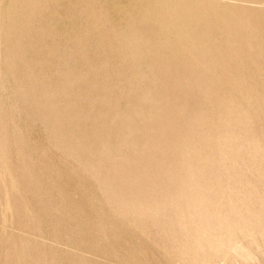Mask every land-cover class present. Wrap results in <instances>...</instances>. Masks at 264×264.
<instances>
[{
  "label": "rangeland",
  "instance_id": "rangeland-1",
  "mask_svg": "<svg viewBox=\"0 0 264 264\" xmlns=\"http://www.w3.org/2000/svg\"><path fill=\"white\" fill-rule=\"evenodd\" d=\"M0 264H264V0H0Z\"/></svg>",
  "mask_w": 264,
  "mask_h": 264
},
{
  "label": "bare ground",
  "instance_id": "bare-ground-1",
  "mask_svg": "<svg viewBox=\"0 0 264 264\" xmlns=\"http://www.w3.org/2000/svg\"><path fill=\"white\" fill-rule=\"evenodd\" d=\"M253 1H254V0H253ZM259 2H260V1H259ZM259 7H260V6H259ZM260 8H262V7H260ZM209 9H210V8H209ZM221 10H222V9H221ZM223 12H224V11H223ZM223 12H222V13H223ZM226 15H227V13H226ZM226 15H224V18L227 17ZM244 16H245V15H244ZM235 17H236V16H235ZM246 17H247V16H246ZM246 17H245V18H246ZM228 18H229V17H228ZM236 18H238V17H236ZM245 18H244V19H245ZM230 19H231V18H230ZM232 19H233V17H232ZM234 19H235V18H234ZM239 19H240V17H239ZM241 19H242V18H241ZM226 20H228V19H226ZM229 21H230V20H229ZM140 25H141V24H140ZM201 35H202V34H201ZM227 44H228V43H227ZM151 45H153V44H151ZM228 46H229V45H228ZM230 46H231V45H230ZM233 46H234V45H233ZM154 47H155V46H154ZM207 47H208V46H207ZM210 47L213 48V46H210ZM210 47H209V48H210ZM142 48H143V47H142ZM148 48H149V47H148ZM192 49H193V48H192ZM213 49H214V48H213ZM235 49H236V48H235ZM141 50H142V49H141ZM171 50H172V49H171ZM211 50H212V49H211ZM211 50H210V51H211ZM223 50H224V49H223ZM226 50H227V49H226ZM226 50H225V51H226ZM231 50H232V49H231ZM231 50H230V51H231ZM144 51H145V50H144ZM214 51H215V50H214ZM237 51H238V50H237ZM245 51H246V50H245ZM130 53H131V52H130ZM216 53H217V51H216ZM144 54H145V53H144ZM210 55H211V54H210ZM220 55H221V53H220ZM215 56H216V55H215ZM215 56H214V58H215ZM136 57H137V56H136ZM168 58H169V57H168ZM148 59H150V58H148ZM212 59H213V58H212ZM212 59H211V60H212ZM150 60H151V59H150ZM207 60H208V59H207ZM216 61H217V60H216ZM131 64H132V63H131ZM193 65H194V64H193ZM195 67H196V65H195ZM232 67H233V66H232ZM236 68H237V67H236ZM194 69H195V68H194ZM212 69H213V68H212ZM177 70H178V69H177ZM15 72H16V71H15ZM191 72H192V71H191ZM197 73H198V72H197ZM217 74H218V73H217ZM23 76H24V75H23ZM186 78H187V77H186ZM232 79H233V78H232ZM21 80H22V79H21ZM197 80H198V79H197ZM203 80H204V79H203ZM13 82H14V81H13ZM230 82H231V81H230ZM33 83H34V82H33ZM24 84H25V83H24ZM48 85H49V84H48ZM193 85H195V84H193ZM12 86H13V85H12ZM211 87H212V86H211ZM227 88H228V87H227ZM28 91H29V89H28ZM60 93H61V92H60ZM226 94H227V93H226ZM51 95H52V94H51ZM181 95H182V94H181ZM228 95H229V94H228ZM209 96H210V95H209ZM221 96H222V95H221ZM225 96H226V95H225ZM50 97H51V96H50ZM203 97H204V96H203ZM226 97H227V96H226ZM48 98H49V97H48ZM46 100H47V99H46ZM76 100H77V99H76ZM67 102H68V101H67ZM56 103H57V102H56ZM202 103H203V102H202ZM205 103H207V102H205ZM209 103H210V102H209ZM234 104H235V103H234ZM152 105H153V103H152ZM158 105H159V104H158ZM160 105H161V104H160ZM196 105H197V104H196ZM216 105H217V104H216ZM225 105H227V104H225ZM55 107H56V106H55ZM61 107H62V106H61ZM225 107H226V106H225ZM228 107H229V106H228ZM235 107H236V106H235ZM73 108H74V107H73ZM159 108H160V107H159ZM215 108H216V107H215ZM55 109H56V108H55ZM83 109H84V108H83ZM199 109H200V108H199ZM209 109H211V108H209ZM220 109H221V108H220ZM222 109H223V107H222ZM222 109H221V111H222ZM228 109H230V108H228ZM232 109H233V108H232ZM57 110H58V108H57ZM145 110H146V109H145ZM225 110H226V109H225ZM73 111H74V110H73ZM155 111H156V110H155ZM211 111H213V110H211ZM214 111H215V110H214ZM226 111H227V110H226ZM226 111L222 112V113H223L222 115L226 114ZM228 111H229V110H228ZM201 112H202V111H201ZM215 112H216V111H215ZM229 112H230V111H229ZM83 113H84V112H83ZM181 113H182V112H181ZM190 113H191V112H190ZM227 113H228V112H227ZM231 113H232V112H231ZM77 114H78V113H77ZM212 114H215V113L212 112ZM212 114H211V115H212ZM219 114H220L219 117L217 116L218 119L222 116L221 113H219ZM236 114H237V113H236ZM236 114H235V115H236ZM239 114H240V113H239ZM180 115H181V114H180ZM215 115H217V114H215ZM230 115H231V114H230ZM232 115H233V114H232ZM241 115H242V114H241ZM213 116H214V115H213ZM228 116H229V115H228ZM228 116H226V117L228 118ZM239 116H240V115H239ZM41 117H42V116H41ZM185 117H186V116H185ZM222 117H225V115L222 116ZM226 117H225V118H226ZM230 117H231V116H230ZM165 119H166V118H165ZM212 119H213V118H212ZM215 119H217V118H215ZM230 119H231V118H230ZM237 119H238V118H237ZM53 120H54V119H53ZM226 120H227V119H226ZM228 120H229V119H228ZM210 121L212 122V120H210ZM210 121H209V122H210ZM221 121H222V120H221ZM223 121H224V118H223ZM230 121H231V120H230ZM231 122H235L234 119H233V121H231ZM181 123H182V122H181ZM201 123H202V122H201ZM158 124H159V123H158ZM199 124H200V123H199ZM207 124H208V123H207ZM225 124H226V123H225ZM227 124H228V123H227ZM223 125H224V123H223ZM200 126H201V125H200ZM136 127L138 128V126H136ZM154 127H155V126H154ZM196 127H198V126L196 125ZM141 128H142V127H141ZM193 129H194V126H193ZM197 129H198V128H197ZM201 129H202V128H201ZM201 129H200V131H202ZM208 129H209V127H208ZM190 131H191V130H190ZM3 132H4V131H3ZM157 132H158V131H157ZM157 132H156V133H157ZM191 132H194V131L192 130ZM219 132H220V131H219ZM135 133H136V132H135ZM65 134H66V133H65ZM69 135H70V134H69ZM104 135H105V134H104ZM188 135H189V134H188ZM97 136H98V135H97ZM186 136H187V135H186ZM217 136H218V139H220V138H219L220 135H217ZM221 136H222V138H223V135H221ZM224 136H225V135H224ZM68 137H69V136H68ZM105 137H106V136H105ZM105 137H104V138H105ZM132 137H133V135H132ZM136 137H137V136H136ZM153 137H154V136H153ZM200 137H201V136H200ZM203 137H204V136H203ZM205 137H206V136H205ZM230 137H231V136H230ZM239 137H240V136H239ZM247 137H248V136H247ZM100 138H101V137H100ZM143 138H144V137H143ZM188 138H189V136H188ZM206 138H207V137H206ZM233 138H234V137H233ZM65 139H66V138H65ZM182 139H183V138H182ZM186 139H187V138H186ZM199 139H200V138H199ZM4 140H5V139H4ZM187 140H188V139H187ZM189 140H190V139H189ZM224 140H225V139H224ZM155 141H156V139H155ZM216 141H217V139H216ZM216 141H215V142H216ZM174 142H175V141H174ZM183 142H184V141H183ZM186 142H187V141H186ZM212 142H213V141H212ZM226 142H227V140H226ZM63 143H64V142H63ZM190 143H191V142H190ZM190 143H188V144H190ZM227 143H228V142H227ZM227 143H226V144H227ZM244 143H245V141H244ZM246 143H248V142H246ZM1 144H2V143H1ZM86 144H87V143H86ZM106 144H107V143H106ZM194 144H195V142H194ZM217 144H219V143H217ZM69 145H70V144H69ZM77 145H78V144H77ZM195 145H197V144H195ZM213 145H214V144H213ZM245 145H246V144H245ZM87 146H88V145H87ZM105 146H106V145H105ZM183 146H184V145H183ZM223 146H224V145H223ZM185 147H186V146H185ZM188 147H189V146H188ZM194 147H196V146H194ZM213 147H214V146H213ZM218 147H219V146H218ZM229 147H230V146H229ZM245 147H246V146H245ZM62 148H63V147H62ZM78 148H79V147H78ZM115 148H116V147H115ZM140 148H141V147H140ZM183 148H184V147H183ZM192 148H193V147H192ZM110 149H111V148H110ZM155 149H156V148H155ZM229 149H230V148H229ZM237 149H238V148H237ZM259 149H260V148H259ZM112 150H113V149H112ZM223 151H224V150H223ZM231 151H232V150H231ZM233 151H234V150H233ZM245 151H246V150H245ZM258 151H259V150H257V152H258ZM110 152H111V151H110ZM126 152H127V151H126ZM142 152H143V151H142ZM210 152H211V151H210ZM226 152H227V151H226ZM87 153H88V152H87ZM106 153H107V152H106ZM131 153H132V152H131ZM193 153H194V152H193ZM241 153H242V152H241ZM252 153H253V152H252ZM108 154H109V153H108ZM114 154H115V153H114ZM124 154H125V153H124ZM128 154H129V153H128ZM226 154H227V153H226ZM102 155H103V154H102ZM188 155H189V154H188ZM238 155H239V154H238ZM105 156H106V155H105ZM110 156H111V155H110ZM112 156H113V155H112ZM170 156H171V155H170ZM195 156H197V155H195ZM195 156H194V157H195ZM205 156H206V155H205ZM256 156H257V155H256ZM259 156H260V155H259ZM87 157H89V156H87ZM103 157H104V156H103ZM139 157H140V156H139ZM141 157H142V156H141ZM190 157H191V156H190ZM190 157H189V158H190ZM200 157H201V156H200ZM246 157H247V156H246ZM85 158H86V157H85ZM110 158H111V157H110ZM115 158H116V157H115ZM189 158H188V159H189ZM203 158H204V157H203ZM203 158H201V159H203ZM183 159H184V158H183ZM183 159H182V160H183ZM201 159H200V161H202ZM204 159H206V157H205ZM100 160H101V159H100ZM170 160H171V159H170ZM197 160H198V159H197ZM197 160H196V161H197ZM207 160H208V159H207ZM146 161H147V160H146ZM188 161H189V160H188ZM191 161H193V160L191 159V160L189 161V163H191ZM194 161H195V158H194ZM194 161H193V162H194ZM209 161H210V160H209ZM113 162H114V161H113ZM204 162H205V161H204ZM131 163H132V162H131ZM189 163H188V164H189ZM200 163H201V162H200ZM200 163H199V164H200ZM236 163H237V162H236ZM247 163H248V162H247ZM156 164H157V163H156ZM188 164L186 163V165H188ZM197 164H198V162H197ZM197 164H196V165H197ZM201 164H202V163H201ZM249 164H250V163H249ZM149 165H150V164H149ZM192 165H193V164H192ZM206 165H207V164H206ZM251 165H252V164H251ZM115 166H117V165H115ZM166 166H167V165H166ZM194 166H195V165H194ZM112 167H113V166H112ZM119 167H120V166H119ZM195 167H196V166H195ZM229 167H230V166H229ZM202 168H203V167H202ZM205 168H206V167H205ZM200 169H201V168H200ZM95 170H96V169H95ZM120 170H121V169H120ZM191 170H192V172H193V169H191ZM191 170H190V171H191ZM195 170H196V169H195ZM91 171H92V170H91ZM188 171H189V170H188ZM190 171H189V172H190ZM199 171H202V169L199 170ZM101 172H102V171H101ZM140 172H141V171H140ZM108 173H109V172H108ZM190 173H191V172H190ZM194 173H195V172H194ZM194 173H193V175H194ZM196 173H197V172H196ZM206 173H207V172H206ZM101 174H102V173H101ZM103 174H104V173H103ZM105 174H106V173H105ZM143 174H144V173H143ZM165 174H166V173H165ZM226 174H227V173H226ZM92 175H93V174H92ZM95 175H96V174H95ZM185 175L187 176V173H186V172H185ZM189 175H190V174H189ZM200 175H201V173H200ZM202 175L204 176L203 171H202ZM206 175H207V174H206ZM209 175H210V174H209ZM108 176H109V175H108ZM122 176H123V175H122ZM203 176H202V177H203ZM106 177H107V176H106ZM188 177H189V176H188ZM188 177H187V178H188ZM194 177H195V176H194ZM194 177H193V178H194ZM211 177H212V176H210V178H211ZM178 178H179V177H178ZM190 178H191V176H190ZM208 178H209V176H208ZM102 179H103V178H102ZM99 180H100V179H99ZM130 180H131V179H130ZM176 180H177V179H176ZM189 180H192V179H189ZM194 180H195V179H194ZM220 180H221V178H220ZM131 181H132V180H131ZM186 181H187V180H186ZM196 181H197V180H196ZM196 181H195V182H196ZM211 181H212V180H211ZM213 181H214V180H213ZM236 181H237V180H236ZM236 181H235V182H236ZM105 182H106V181H105ZM178 182H179V181H178ZM180 182H181V181H180ZM190 182H191V181H190ZM200 182H201V181H200ZM116 183H117V182H116ZM198 183H199V182H198ZM207 183H208V182H207ZM176 184H177V182H176ZM186 184H189V181H188V183H186ZM208 184H209V183H208ZM213 184H214V183H213ZM213 184H212V185H213ZM116 185H117V184H116ZM184 185H185V183H184ZM192 185H193V184H192ZM195 185H196V184H194V186H195ZM203 185H204V184H203ZM109 186H110V185H109ZM109 186H108V187H109ZM182 186H183V185H182ZM190 186H191V185H190ZM194 186H193V187H194ZM198 186H199V185H198ZM206 186H207V185H206ZM214 186H215V184H214ZM202 187H203V186H202ZM222 187H223V186H222ZM232 187H234V186H232ZM104 188H105V187H104ZM188 188H189V186H188ZM196 188H197V186H196ZM204 188H205V187H204ZM206 188H207V187H206ZM210 188H211V187H210ZM210 188H209V189H210ZM214 188H215V187H214ZM226 188H227V187H226ZM112 189H113V188H112ZM190 189H191V188H190ZM193 189H194V188H193ZM211 189H212V188H211ZM125 190H126V189H125ZM182 190H184V189H182ZM205 190H207V189H205ZM212 190H213V189H212ZM180 191H181V190H180ZM189 191H190V190H189ZM194 191H195V190H194ZM215 191H216V190H215ZM225 191H226V189H225ZM102 192H103V191H102ZM107 192H108V191H107ZM138 192H139V191H138ZM191 192H192V191H191ZM191 192H189L188 194H190ZM195 192H196V191H195ZM209 192H211V191H209ZM209 192H208V193H209ZM216 192H217V191H216ZM219 192H220V191H219ZM116 193H117V192H116ZM181 193H183V191H182ZM186 193H187V192H186ZM186 193H185V194H186ZM199 193H200V192H199ZM136 194H137V193H136ZM170 194H171V193H170ZM183 194H184V193H183ZM226 194H227V193H226ZM181 195H182V194H181ZM190 195H191V194H190ZM195 195H196V194H195ZM217 195H218V194H217ZM183 196H184V195H183ZM186 196H187V194H186ZM220 196H221V195H220ZM112 197H113V196H112ZM188 197H189V196H188ZM192 197H193V195H192ZM221 197H222V196H221ZM227 197H228V196H227ZM230 197H231V196H230ZM193 198H194V197H193ZM219 198H220V197H219ZM184 199H185V198H184ZM186 199H187V197H186ZM198 199H199V198H198ZM198 199H197V200H198ZM201 199H202V198H201ZM208 199H210V197H209ZM188 200H189V199H188ZM228 200H229V198H228ZM244 200H245V199H244ZM199 201H200V200H199ZM203 201H204V200H203ZM203 201H202V202H203ZM205 201H206V200H205ZM211 201H212V200H211ZM211 201L209 200L208 203L211 202ZM162 202H163V201H162ZM188 202H191V201H188ZM192 202H193V201H192ZM192 202H191V203H192ZM195 202H197V201L195 200ZM200 202H201V201H200ZM200 202H199V203H200ZM128 203H129V202H128ZM211 203H213V202H211ZM107 204H108V203H107ZM139 204H140V203H139ZM192 204H193V203H192ZM213 204H214V203H213ZM213 204H212V205H213ZM220 204H221V203H220ZM207 205H208V204H207ZM212 205H210V206L212 207ZM113 206H114V204H113ZM116 206H117V205H116ZM191 206H192V205H191ZM191 206L189 205L190 208H191ZM203 206H204V205H203ZM205 206H206V205H205ZM224 206H225V205H224ZM198 207H201V206H198ZM214 207H215V206H214ZM154 208H155V206H154ZM190 208H189V209H190ZM192 208H194V207H192ZM207 208H208V206H207ZM212 208H213V207H212ZM201 209H203V207H202ZM136 210H137V209H136ZM213 210H214V209H213ZM229 210H230V209H229ZM192 212H194V210H193ZM214 212H215V211H214ZM149 213H150V212H149ZM227 213H228V212H227ZM191 214H194V213H191ZM204 215H205V214H204ZM212 215H213V214H212ZM228 215H229V214H228ZM195 216H196V215H194V217H195ZM207 216H209V214H208ZM210 216H211V214H210ZM213 216H214V215H213ZM192 217H193V216H192ZM203 217H204V216H203ZM215 217H216V216H215ZM225 217H226V216H225ZM230 217H231V216H230ZM201 218H202V217H201ZM210 219H211V218H210ZM156 220H157V219H156ZM192 220H193V219H192ZM201 220H202V219H201ZM223 222H224V221H223ZM202 223H203V222H202ZM204 227H205V226H204ZM207 228H208V227H207ZM214 228H215V227H214ZM204 229H205V228H204ZM217 229H218V228H217ZM208 233H209V232H208ZM219 242H220V241H219ZM228 252H229V251H228Z\"/></svg>",
  "mask_w": 264,
  "mask_h": 264
}]
</instances>
